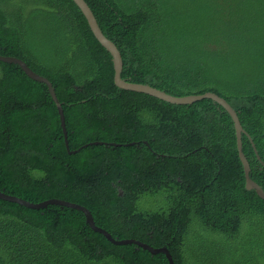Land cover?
I'll return each mask as SVG.
<instances>
[{"label":"trees","instance_id":"16d2710c","mask_svg":"<svg viewBox=\"0 0 264 264\" xmlns=\"http://www.w3.org/2000/svg\"><path fill=\"white\" fill-rule=\"evenodd\" d=\"M85 1L121 53L123 80L232 106L264 191V0ZM0 55L52 83L77 151L48 86L0 61L1 192L81 205L113 238L165 247L174 264H264V199L246 189L223 107L117 87L111 53L73 0H0ZM0 264L169 261L112 244L81 211L0 199Z\"/></svg>","mask_w":264,"mask_h":264},{"label":"water","instance_id":"95a60500","mask_svg":"<svg viewBox=\"0 0 264 264\" xmlns=\"http://www.w3.org/2000/svg\"><path fill=\"white\" fill-rule=\"evenodd\" d=\"M73 1L76 3V5L80 8L82 13L86 17V19L89 23V26L91 28V31L93 32L96 39L100 42V44L105 49H107L111 53V55L113 57L114 70H115L114 81H115V85L117 87L124 89V90H127V91L147 94L149 96L155 97L157 99H160L162 101H165V102H168L171 104H175V105H191V104H194V103L199 102L201 100L209 99V100H212L215 103L219 104L221 107H223L229 113V115L233 119V122L235 125L239 157H240V160L244 166V171H245V176H246V189L249 191H251V190L256 191V193L262 199H264L263 189L255 181H253L250 177L251 168H250V164H249V162H248V160L244 154V151H243L242 136L243 135L248 136V138L251 140L252 144H253V141H252L250 135L244 130V128L240 122V119L238 118V115H237L236 111L232 108V106L230 104H228L224 98H222L219 95L212 93V92H207V93L202 94V95H191V96H185V97H176V96L170 95V94H168L162 90L151 87L149 85L135 84V83H131V82H128L126 80H123L121 77V73L123 70V60H122V56H121V53L119 52L118 48L116 47V45L111 40H109L104 35L100 26L98 25L97 19L94 15L93 11L90 9V7L86 3V1L85 0H73ZM0 61L8 63V64L18 65L29 78H31L34 81L44 83L48 86L51 97L53 98V101L55 102L57 109H58V113H59V117H60V121H61V127H62L63 134H64L66 148L68 149L69 154H76L77 151H70L64 110H63L62 104L60 103V101L57 98V95H56L55 90L52 86V83H50V81L48 79H46V78L38 75L37 73H35L21 59H18L16 57H3L0 55ZM96 144H98V143L97 142L91 143V145H96ZM100 144H102V143H100ZM103 144H105V143H103ZM113 145H115V144H113ZM128 145H133V144H128ZM86 146L87 145H85L84 147H86ZM115 146H117V145H115ZM118 146H121V145H118ZM253 147L255 149V153L258 156V151L256 150V147L254 144H253ZM81 149H83V148H80V150ZM258 158H260V157H258ZM0 199L8 201V202H12V203H17L19 205L25 206V207L30 208V209H44V208H47L49 205H54V206H61V207H66V208H71L74 210L81 211L85 215L86 222L90 226V228L93 231L100 233L103 236H105L106 239L109 242H111L112 244L117 245V246L137 245L138 247L147 250L148 252H150L153 255L164 254L167 257L169 264H174L172 255L170 254L169 250L165 247L160 248V249H155V248H153V247H151L145 243H142L140 241L118 240V239L113 238V236L110 233H108L105 229H102L96 225V222L94 220L92 213L87 208H85L81 205L71 203V202H67V201H63V200H58V199H51V200H48V201H45V202H42L39 204H34V203H29V202H27L21 198L7 195L1 191H0Z\"/></svg>","mask_w":264,"mask_h":264}]
</instances>
